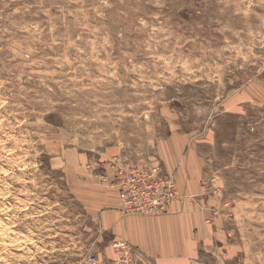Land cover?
I'll list each match as a JSON object with an SVG mask.
<instances>
[{
    "label": "rangeland",
    "instance_id": "obj_1",
    "mask_svg": "<svg viewBox=\"0 0 264 264\" xmlns=\"http://www.w3.org/2000/svg\"><path fill=\"white\" fill-rule=\"evenodd\" d=\"M116 160L188 196L189 264H264V0H0V264L118 259Z\"/></svg>",
    "mask_w": 264,
    "mask_h": 264
},
{
    "label": "crops",
    "instance_id": "obj_2",
    "mask_svg": "<svg viewBox=\"0 0 264 264\" xmlns=\"http://www.w3.org/2000/svg\"><path fill=\"white\" fill-rule=\"evenodd\" d=\"M180 189L177 186L178 198L164 215H122L114 206L99 215L100 223L112 237L135 247L142 264H189L190 246L206 226Z\"/></svg>",
    "mask_w": 264,
    "mask_h": 264
},
{
    "label": "built area",
    "instance_id": "obj_3",
    "mask_svg": "<svg viewBox=\"0 0 264 264\" xmlns=\"http://www.w3.org/2000/svg\"><path fill=\"white\" fill-rule=\"evenodd\" d=\"M106 165L112 174L105 175L103 182L115 192L122 215L161 216L178 198L173 175L159 164L144 167L116 160ZM111 247L119 258L110 264H142L139 253L126 240L113 241Z\"/></svg>",
    "mask_w": 264,
    "mask_h": 264
}]
</instances>
